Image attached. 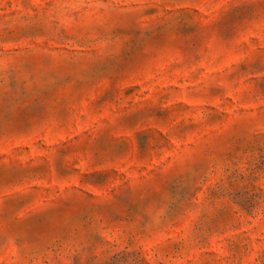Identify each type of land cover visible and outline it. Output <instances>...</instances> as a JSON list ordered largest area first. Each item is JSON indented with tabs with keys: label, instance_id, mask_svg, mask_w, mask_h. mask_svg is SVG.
I'll list each match as a JSON object with an SVG mask.
<instances>
[{
	"label": "rangeland",
	"instance_id": "1",
	"mask_svg": "<svg viewBox=\"0 0 264 264\" xmlns=\"http://www.w3.org/2000/svg\"><path fill=\"white\" fill-rule=\"evenodd\" d=\"M0 264H264V0H0Z\"/></svg>",
	"mask_w": 264,
	"mask_h": 264
}]
</instances>
